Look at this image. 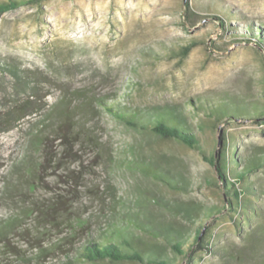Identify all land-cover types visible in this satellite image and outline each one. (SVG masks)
Masks as SVG:
<instances>
[{"label": "rangeland", "instance_id": "1", "mask_svg": "<svg viewBox=\"0 0 264 264\" xmlns=\"http://www.w3.org/2000/svg\"><path fill=\"white\" fill-rule=\"evenodd\" d=\"M262 24L264 0H44L0 16V62L38 74L39 96L47 102L44 115L51 116L63 98L71 117L66 130L73 139L66 151L51 137L53 168L33 177L24 167L25 156L31 151L40 160L42 153L28 142L29 118L19 128L0 132V222L28 208L54 209L53 224L42 223L36 213L25 215L23 226L9 237L10 249L0 245V264H25L23 258L33 260L40 247L52 254L42 264H133L89 263L79 257L88 240L129 215L147 219L165 236L156 243L146 239L142 250L147 254L185 264L169 240L182 242L188 251L195 233L205 227L216 237L213 249L239 256L223 259L202 252L198 264H244L251 251L243 236L250 226L227 209L217 171L207 158L223 148L225 131L236 137V144L264 145V123L247 118L214 124L200 106L239 102L251 116L264 118V50L237 41L250 26ZM190 44L192 51L182 58V48ZM10 80L0 75L1 108L8 102L2 91ZM114 95L144 115L168 108L179 112L205 154L149 129L115 122L98 102ZM90 138L110 146L113 163L103 161V150L87 144ZM136 160L150 162L186 189H173L127 165ZM108 182L121 198L115 210L105 190ZM260 206L264 213V199ZM173 207L181 214H174ZM191 216L198 218L196 223ZM258 255L264 257V245Z\"/></svg>", "mask_w": 264, "mask_h": 264}, {"label": "trees", "instance_id": "2", "mask_svg": "<svg viewBox=\"0 0 264 264\" xmlns=\"http://www.w3.org/2000/svg\"><path fill=\"white\" fill-rule=\"evenodd\" d=\"M43 1L0 0V16L16 11L20 7L37 5ZM185 11L186 15L190 17L191 8L189 1L185 3ZM218 19L220 20V25L225 27V23L220 18ZM262 25L261 28L264 27V24ZM261 28L250 26L247 34H242L237 41L252 42L261 50H264V33H261ZM193 47L190 44L182 48L181 57L186 58ZM0 75L4 79L6 77L11 79L9 87L2 91L3 98L8 102L5 107H0V132L19 128L22 121L29 118L26 127L31 130L28 142L33 150L42 153V157L37 160L33 157L31 151L28 152L25 156L24 167L28 170L29 175L33 177L43 175L53 168L51 164L55 162L52 153L48 149V141L51 137L55 138V141H60V146L64 147L66 151L71 149L73 139L66 130L71 119L68 114V107L64 104L62 98L56 104L55 111L52 112L51 116L44 115L42 112L46 109L47 102L44 100L45 96H39V88L36 82L38 74L23 68L21 64L1 61ZM119 97L114 95L111 101L98 98V102L111 113L115 122L133 128L149 129L161 138L180 142L191 149L205 154L199 136L188 124V119L179 112L168 108L167 110L154 111L151 115H144L140 109L133 107L127 102H122V100L118 99ZM200 107L201 111H206V115L214 121V124H218L220 121L233 123L237 119L247 118H250L256 124L264 123L262 116H251V110L247 108V105L239 104V102H223L219 105H211L205 102ZM221 139L223 148L207 159L217 171L219 186L225 197L227 209L242 215L239 221H243L250 226L248 234L243 236L245 241L248 242L251 251L248 253L246 261L244 260V264H264V257L259 258L258 255V250L264 245V213L260 206V201L264 199V176L261 177V173H264V145L253 144L247 146L244 143L239 144L238 141L236 144V137L227 134L226 131L223 132ZM87 144L97 147L101 151L103 150V153L101 152L103 161L113 163V154L109 151L110 146L107 143L103 147V145L98 143L97 139L91 140L90 138ZM127 165L138 170L146 177L151 176L173 189H186L183 184L175 182V180L150 162L144 160L128 161ZM22 179V174L19 171V184L23 182ZM28 184L29 187L34 185L32 182ZM105 190L110 195L109 197L112 198L114 202L113 209L115 210L117 208L116 202L121 200L117 189L111 182H108ZM169 209L174 214H181L178 208ZM53 210L52 206L48 208H28L6 222H0V245L2 249L5 251L10 249L9 237L23 226L22 223L26 214L36 213L42 223H48L49 221L50 224H53L54 216L51 215ZM188 219L196 223L198 218L191 216ZM76 223L77 225H84L79 220ZM238 225L240 226L241 224ZM205 230L206 228L203 227L195 233L188 251L184 250L182 242L169 240L171 248L177 256L184 259L185 264H198L196 259L201 256L202 252L216 253L222 256L223 259L238 258V252L213 249L212 245L216 237L209 235ZM154 231L158 234H154ZM161 237L165 238L161 229L151 225L147 219L138 215H129L120 221L114 220L111 223V227L88 240L80 250V261L89 263L109 261L112 263L171 264L161 258L156 252L147 254L142 250L146 239L149 242L156 243ZM51 255V250L48 247H40L33 260L23 259L25 264H29L31 261L42 264ZM200 259L201 261L203 260L202 257ZM66 264L75 263L68 260Z\"/></svg>", "mask_w": 264, "mask_h": 264}]
</instances>
